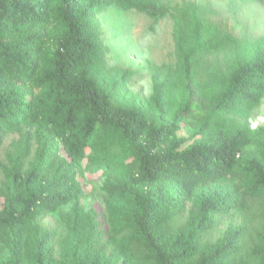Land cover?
Returning <instances> with one entry per match:
<instances>
[{
    "label": "trees",
    "instance_id": "obj_1",
    "mask_svg": "<svg viewBox=\"0 0 264 264\" xmlns=\"http://www.w3.org/2000/svg\"><path fill=\"white\" fill-rule=\"evenodd\" d=\"M114 3L153 16L165 12V6L147 0H0V145L5 133L21 124L42 128L35 160L28 170H22L29 153L27 139L7 153L8 183L0 210L4 233L0 240L15 261L21 257V231L28 228L29 252L35 264H48L49 232L32 219L66 203L68 187L77 183L87 150L107 157L111 143L119 147L120 157L135 165L136 180L144 189L131 193L135 201L133 238L146 247L157 264L191 262L198 237L187 246L178 244L179 237L170 240L167 232L175 214L172 198L160 184L151 191L147 187L166 178L186 188L212 179L226 180L236 173L238 158L250 143L245 129L205 132L203 126L195 132L199 138L190 144L181 147L173 141L180 128L175 120L190 109L188 100L194 95L192 61L214 42L206 26L187 10L179 9L175 16L176 57L186 103L175 112L174 120L164 123L158 116L110 96L92 70L97 47L93 12ZM260 42L254 56L237 62L229 71L216 109L231 111L252 105L264 95V37ZM156 83L154 102L160 110L168 84ZM250 166L258 172L256 185L264 188V165L250 162ZM106 189L109 193L126 191L121 184L107 185ZM231 202L229 195L203 199L193 217V231L211 228L216 215L225 212ZM70 227L82 233L85 254L94 255L96 222L91 216L83 217L77 203ZM236 239L226 236L202 249L193 264H227L241 248ZM258 241L244 264H264V224Z\"/></svg>",
    "mask_w": 264,
    "mask_h": 264
},
{
    "label": "rangeland",
    "instance_id": "obj_2",
    "mask_svg": "<svg viewBox=\"0 0 264 264\" xmlns=\"http://www.w3.org/2000/svg\"><path fill=\"white\" fill-rule=\"evenodd\" d=\"M165 6V12L153 16L136 7L125 8L110 4L93 12L96 51L92 70L112 98L146 110L164 123L174 120L175 112L186 103L180 87L181 74L176 57L175 31L177 10H187L198 18L213 35V45L200 52L192 61L194 95L188 100L190 109L176 124L180 127L173 138L184 147L197 138L199 128L205 132L231 133L238 128L250 134V143L238 158L236 173L226 180L212 179L191 188L178 181L163 179L148 185L149 191L160 184L172 198L174 216L167 235L179 237V245L187 246L194 236L198 245L192 256L193 264L202 249L214 245L226 236H236L241 246L238 253L228 258L227 264H244L250 250L258 241L264 224V188L256 185L258 172L251 168L264 165V95L252 105L231 111L215 108L229 71L256 53L264 37V0H147ZM156 80L168 86L157 110L154 94ZM37 124L24 123L5 133L0 145V210L7 190V153L28 140L29 153L24 159L23 172L35 160L39 132ZM116 144L108 145L107 157H98L93 149L87 150L77 183L68 187L69 200L50 212H42L32 219L42 230L49 232L48 264H157L148 255L146 247L134 239L135 201L132 191L144 192L136 180V168L128 158L119 156ZM242 166V167H241ZM121 184L126 191L109 193L107 185ZM229 195L230 207L216 215L211 228L200 233L193 231V217L207 197ZM82 208L83 217L91 216L96 222L97 247L94 255L83 251L80 231L70 227L74 204ZM4 233L0 228V234ZM29 229L20 234V259L13 255L0 240V264H35L29 252ZM252 264H258L255 261Z\"/></svg>",
    "mask_w": 264,
    "mask_h": 264
}]
</instances>
